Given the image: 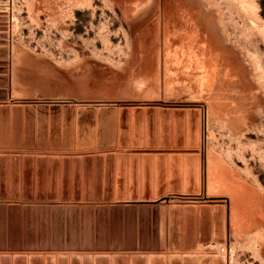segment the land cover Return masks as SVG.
<instances>
[{
    "label": "rangeland",
    "instance_id": "obj_1",
    "mask_svg": "<svg viewBox=\"0 0 264 264\" xmlns=\"http://www.w3.org/2000/svg\"><path fill=\"white\" fill-rule=\"evenodd\" d=\"M205 137L147 178L117 152ZM0 202L21 208L0 264H264V0H0Z\"/></svg>",
    "mask_w": 264,
    "mask_h": 264
},
{
    "label": "water",
    "instance_id": "obj_2",
    "mask_svg": "<svg viewBox=\"0 0 264 264\" xmlns=\"http://www.w3.org/2000/svg\"><path fill=\"white\" fill-rule=\"evenodd\" d=\"M60 101H65V100H60ZM1 111H5L9 108H1ZM206 143V137L203 139V144H202V149L199 146V142H194V143H190L188 144L187 147H185L183 144L184 143H180L178 144V142L174 143V146L171 147L170 145L172 144L169 140L167 142H165L164 140H162L161 142L157 143L155 141H150L147 142L146 144L143 143V141L140 144H135L132 148L129 147H120L117 149V152L120 155H126V154H130L132 156H139L140 160L143 162L142 165H140V168L143 169L144 173L146 172L145 177L147 178L148 176L151 177V173L153 174L154 171L156 170H161V169H168V165H166V160L169 159L170 160V166L169 168L172 169H181L184 167V165L180 162V159H182V155H185V158L187 159L188 157L193 158L194 160L198 159V155L199 153L203 152L205 150L204 146ZM113 152H115L114 150H104V151H97V154H102V153H107V154H114ZM92 152H86L84 153L85 155H90ZM57 155V154H56ZM80 155V154H78ZM176 158L178 159V161L176 162V164H173V159ZM150 173V174H148ZM205 178H203V182L205 183V185H207L208 183V174L207 172H205L204 175ZM148 183V181H147ZM160 183V182H159ZM193 183H195V185L191 184V185H187L185 187V189H183L180 186H172V188L168 189V188H159V189H148L145 190L146 192H150V191H155L158 192L160 194H163L165 192H167L168 190L170 191H186V192H196L198 191L199 188L196 187V184L199 183V178L198 177H194ZM166 187V186H164ZM147 198V197H145ZM206 199H210V201L219 199L216 197H208L206 195ZM169 201V197H165V198H161L157 201H154V205L156 206H161L160 203L162 201ZM146 206H149L148 202H145ZM132 205V204H131ZM40 209H44V210H49L48 207L44 206V207H39ZM190 206H186L185 209H189ZM25 210L27 209H31L32 211L34 210V207H25ZM181 210L182 207L176 204H173L170 206V212L172 213V220H174V217L177 215L178 211L177 210ZM192 209H195V207H193ZM20 211L21 208L18 205H6L5 203H1L0 202V253L1 254H7V252L3 251L5 250V248H9L11 246H9L8 243V227H9V220H10V216L15 213L14 215L17 217V219L19 220V215H20ZM54 211H59L62 215L64 214V206H61L59 208H55ZM228 228H229V210H228ZM211 237L209 234L204 233L201 234L200 236V241L204 242V241H208L210 240ZM216 241H225L226 239V235L223 236V234L218 235L215 234L214 238ZM40 240H48L47 237L45 236H40ZM169 247L172 250H178L180 249L182 246L180 244L177 243V241H179V236H176V233H174V230H172V233L169 236ZM15 247V246H14ZM32 248L34 246H31ZM48 247L47 245H41L40 248H46ZM162 248V246H160ZM194 246L192 245H185L184 248L185 250L188 249H192ZM20 254V253H18ZM22 255V254H20ZM54 257V256H53ZM79 256L73 258V261L78 260ZM125 258V257H124ZM123 258V259H124ZM61 262L60 264H68V258L67 257H63L60 258ZM85 259H90V258H85ZM92 259V258H91ZM98 260V258H96ZM138 259L140 261V263L142 264H146L147 258L144 255H139L136 256L134 258ZM150 261L152 262V264H166L165 260H164V256L161 254H152L151 257L149 258ZM127 260V259H126ZM90 262V260H88ZM100 262L104 261L99 259ZM224 264L223 261H221V259H216L214 264ZM16 264H45V260L42 256L40 255H32L30 256V258H26L25 256H17L16 260H15ZM46 263L47 264H54V258H52V256H47L46 257ZM74 263V262H73ZM77 263V262H75ZM169 264H212V260L207 257V256H203L200 257L199 259L195 258L194 256H185V257H181L180 255H174L170 258Z\"/></svg>",
    "mask_w": 264,
    "mask_h": 264
}]
</instances>
